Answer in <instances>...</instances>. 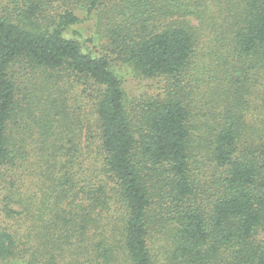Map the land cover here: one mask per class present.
I'll list each match as a JSON object with an SVG mask.
<instances>
[{
	"label": "trees",
	"instance_id": "1",
	"mask_svg": "<svg viewBox=\"0 0 264 264\" xmlns=\"http://www.w3.org/2000/svg\"><path fill=\"white\" fill-rule=\"evenodd\" d=\"M0 264H264V0H0Z\"/></svg>",
	"mask_w": 264,
	"mask_h": 264
},
{
	"label": "rangeland",
	"instance_id": "2",
	"mask_svg": "<svg viewBox=\"0 0 264 264\" xmlns=\"http://www.w3.org/2000/svg\"><path fill=\"white\" fill-rule=\"evenodd\" d=\"M95 23H96V22L94 21V22H93V29H94V24H95ZM89 27H90V25L87 26V28H89Z\"/></svg>",
	"mask_w": 264,
	"mask_h": 264
}]
</instances>
